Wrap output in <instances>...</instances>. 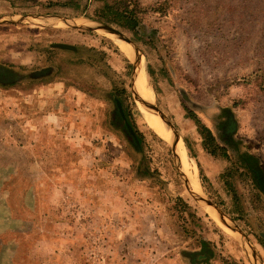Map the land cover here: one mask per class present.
Instances as JSON below:
<instances>
[{"label": "rangeland", "instance_id": "374dc122", "mask_svg": "<svg viewBox=\"0 0 264 264\" xmlns=\"http://www.w3.org/2000/svg\"><path fill=\"white\" fill-rule=\"evenodd\" d=\"M64 1L0 0V19L103 22L99 2L75 13ZM125 2L132 30L103 23L138 48L149 104L175 127L197 190L186 181L264 264V0ZM119 43L100 30L0 21V264H250L144 122ZM191 117L222 152L204 149Z\"/></svg>", "mask_w": 264, "mask_h": 264}, {"label": "water", "instance_id": "95a60500", "mask_svg": "<svg viewBox=\"0 0 264 264\" xmlns=\"http://www.w3.org/2000/svg\"><path fill=\"white\" fill-rule=\"evenodd\" d=\"M0 21H3V22L5 21V22H9V23H25V22H27V23H31L34 25H38V26H44V27H61V26H64V27H69V28H83V29H88V30L89 29L90 30H100V31H103L109 35L116 37V38H119L120 40L124 41L127 45H129V47L132 50V56L129 58L131 60L130 61V64H131L130 65L131 66V88H132V91L139 98L143 99L139 95V92L137 91V89L134 85V69H135L136 61L140 55V52H139L138 48L136 47V45L118 29H116V28H114L108 24H105L103 22L86 18L85 16H80V17H75V18L74 17L73 18L55 17V18H50L47 20H45V19H42V20L31 19L28 16H19V17L8 16L6 18H1ZM49 47L52 49H59V50L68 51L71 53H77L78 52V50L75 46L67 44V43H52V44H50ZM149 100H150V98H149ZM115 105H116L120 120L122 121L128 136L132 139V141L136 145V147L139 148V140L136 137L132 127L129 125V123L127 122V120L124 117L122 107H121V103L118 100H115ZM153 107L158 112L160 117L168 125L169 131H170L169 138H170V142H171V143H169V146L171 148L172 155L174 158V164H175V167L178 170L181 178L183 179L184 183H186V187H187L188 191L190 192V194L194 197V199L196 201L203 203L205 206H207L209 209H211L224 223H226L229 227H231L235 231V233L238 235V238L241 242L242 250H243L245 257L248 259L250 264H255L254 260L252 259L253 257H251L252 255H251V250H250V243L247 240V238L245 237V235L243 234V232L235 225V223L231 220V218L228 215H226L217 205H215L214 203L209 201L207 198L196 193L194 191V189H192L190 187V185L188 184V182L186 181L185 175H184L182 168H181V165H180L178 155L176 154L175 149H174L176 147V141H177V139H180V137L178 136L176 129L173 126V124L168 120V118L161 111V109L155 105ZM259 236L264 241V232H260Z\"/></svg>", "mask_w": 264, "mask_h": 264}, {"label": "bare ground", "instance_id": "6f19581e", "mask_svg": "<svg viewBox=\"0 0 264 264\" xmlns=\"http://www.w3.org/2000/svg\"><path fill=\"white\" fill-rule=\"evenodd\" d=\"M78 25V24H77ZM114 37V36H113ZM118 42V47L120 51L128 57L132 56V50L127 45L124 41L120 40L119 38L114 37ZM134 85L139 92V95L144 99V100H136L137 103L141 106L139 109V112L145 116L143 118L144 122L147 124V126L152 129V131L162 140H165L169 143L170 142V131L168 128V125L166 122L160 117L158 112L155 110L154 107H152L151 102H149V93H148V88L146 86V81H145V73L142 67V62H141V55H139L136 64H135V69H134ZM176 154L178 155L180 165L182 168V171L184 175L186 176V179L188 180L189 184L196 189V182H197V176L196 172L193 170V168L189 164V160L185 154L184 147L182 144L181 139H177L176 141V147L174 148ZM197 190V189H196ZM207 212L211 213L212 216L215 215V213L209 209L205 208ZM216 219L227 229H229L216 215ZM231 232H233L231 229H229ZM234 233V232H233Z\"/></svg>", "mask_w": 264, "mask_h": 264}, {"label": "trees", "instance_id": "16d2710c", "mask_svg": "<svg viewBox=\"0 0 264 264\" xmlns=\"http://www.w3.org/2000/svg\"><path fill=\"white\" fill-rule=\"evenodd\" d=\"M89 0H65L64 6L70 8L75 13H80L86 10ZM93 2H99L101 5L99 9L95 12L96 15L93 18L101 20L108 24H116L120 27L127 28L132 30L136 25V20L132 18L131 12L128 11L126 0H91ZM193 120L198 133L202 136V144L204 149L209 152L211 155H216V151L219 150L222 152V149L216 144L214 137L211 132L202 125L195 117H191ZM224 154H226L224 152ZM225 156V155H224ZM249 160L253 162V159L249 157ZM248 169H251L249 166ZM200 172V170H199ZM253 174V173H252ZM254 175V174H253ZM255 177V175L253 176ZM228 191L235 195V190L229 182L225 184ZM261 245L264 247V242L260 241Z\"/></svg>", "mask_w": 264, "mask_h": 264}]
</instances>
